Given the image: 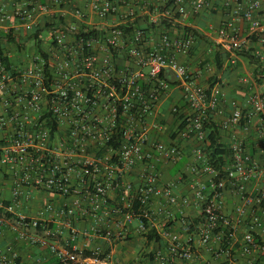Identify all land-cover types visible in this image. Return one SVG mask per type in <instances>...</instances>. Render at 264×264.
<instances>
[{
	"label": "built area",
	"instance_id": "built-area-1",
	"mask_svg": "<svg viewBox=\"0 0 264 264\" xmlns=\"http://www.w3.org/2000/svg\"><path fill=\"white\" fill-rule=\"evenodd\" d=\"M164 5L90 0L72 6L71 20L46 30L50 43L41 47L45 56L36 51L29 66L12 72L0 65V166L15 174L7 204L0 194V230L6 212L17 214L18 225L28 223L19 210L26 186L73 196V205L64 202L57 212L67 234L49 226L43 235L20 233L31 243L48 246L57 264H143L122 261L104 248L130 233L147 240L148 232L158 236L149 242L156 244L153 258L159 264L175 259L211 264L200 257L202 249L218 264H264V91L253 90L244 103L232 99L230 113L220 123L222 128L241 124L248 133L249 118L256 117L255 154L244 137H235L218 176L198 143L186 167L193 176L189 185L195 203L175 193V182L160 179L157 162L172 165L183 155L179 138L205 139L203 119L220 112L221 93L216 84L208 88L199 83L179 59L195 46L192 29L206 34V27L188 18H203L202 12L213 5L208 0ZM223 6L227 15L213 44L233 57L236 50L252 48L249 52L264 61V0H224ZM35 10L0 8V27L17 19L28 24ZM161 20H173L179 27L169 30L179 32L167 34ZM171 80L183 95L185 123L180 129L179 121L175 137L166 142L160 136L165 124L158 106ZM227 190L236 199L232 208L225 204ZM154 199L163 204L152 210ZM82 200L89 205L82 206ZM192 203L199 210L189 218L183 208ZM76 207L82 217L92 218L82 230L72 223ZM51 210L47 203L40 214ZM39 220L29 223L38 227ZM79 234L94 244L77 245ZM16 257L10 246L0 249V264H14Z\"/></svg>",
	"mask_w": 264,
	"mask_h": 264
},
{
	"label": "crops",
	"instance_id": "crops-1",
	"mask_svg": "<svg viewBox=\"0 0 264 264\" xmlns=\"http://www.w3.org/2000/svg\"><path fill=\"white\" fill-rule=\"evenodd\" d=\"M166 0H126V4H151V5H162ZM210 4L213 5L212 9H218L215 15H207L208 11H205V17L197 20L193 18H188L189 22H192L200 27L204 26L205 29L204 36L206 40L213 43L215 38L216 29L218 28L222 19L227 15V8L223 6L224 0H208ZM84 4H90V0H59L55 2L54 0H0V8L7 11H13L14 9H20L24 7H36V10L33 12V17L31 21L27 23H22L18 19L15 21H9L0 27V44L3 46L4 54L10 59L11 70H16L19 68H25L29 66L32 62V59L37 51L33 37H29L30 30L37 28H42L46 23H51L57 21L59 16L64 19V21L71 20L70 8L72 6L78 5L83 6ZM119 4H122L119 3ZM39 5H46L48 10L40 11L37 9ZM211 16V17H210ZM205 24V25H202ZM207 24L212 26L210 29ZM203 27V28H204ZM12 28L13 32L17 34L18 39L21 40L22 46L17 49L16 44L12 42H6L5 34L8 30ZM48 31V30H47ZM174 34H177L178 30H170ZM43 31L40 32L39 39L41 40V47L43 49L47 48L50 43L49 35L44 36ZM221 54V67L217 69L216 60L213 56V48L208 44V42L197 41L195 46L188 55L180 56L179 59L189 68L193 73L194 77L201 84L208 86L209 79L215 81V84L220 88V103L218 109L220 112L213 113V119L217 123L226 118L230 113V101L236 99L237 101L244 103L248 94L253 90L263 91L262 86L264 85V79L259 75L256 80L254 78L255 66L251 64L247 57L242 55H237L233 57L232 53L221 49L216 48ZM261 67L259 69L264 73V61H260ZM171 82H173L171 80ZM11 86H16L11 84ZM216 109V111H219ZM185 112V103L183 99L182 92L176 83H171L169 91L162 97L160 104L158 106L159 115L163 119L165 124V130L160 134L161 138L166 142L169 139L174 138L173 131L178 124L175 122V111ZM2 111V105L0 102V113ZM244 113L248 109L243 110ZM244 122V121H242ZM241 125V124H240ZM231 126L229 128H222L220 131V142L225 147L228 152L229 157V146L233 139L236 137L245 139L246 143L249 144V148L254 147V136L256 135V130L259 129L260 123L256 117L249 118L250 132L244 133L242 126ZM179 145L182 148V157L180 160H183V164L180 167V170L176 171L174 174H170L173 169L174 164L167 165L162 162H157L156 167L160 175V179L164 183L175 182V193L178 195L189 196L193 203L194 195L193 190L190 187L189 183L193 177L192 174H189L186 170L188 164L192 161V155L194 148L198 145L197 140L195 139H180ZM252 145V146H251ZM176 162L175 164H177ZM182 179L178 178L180 172H184ZM15 174L11 170L4 169L0 166V194L4 201L7 203L11 197V188ZM204 178V176L202 177ZM25 198L22 201L20 212L24 213L27 216L28 223L25 225H18L17 220L18 216L15 213L6 212L5 216L7 218L6 223L3 228L0 230V249H5L8 246L16 252V255L21 259V264H57L56 256L51 252L48 246H41L38 243H31L26 237H21L20 233L24 232L26 235H43L44 229L49 226L53 230L58 228L61 231V234H67V228L61 222H58L59 216L57 212L64 202L71 203L73 205L74 197H62L61 195L52 194L43 189H36L26 186L24 188ZM225 204L227 208H232L233 204L236 202V199L230 190L225 192ZM50 203L52 205V210L50 214H40V211L44 206ZM191 204L188 207L183 208L184 214L189 218L195 216L199 210L194 204ZM82 206H88L89 202L87 200H82L80 202ZM163 204L162 199H154L152 201L151 207L152 210H155L159 205ZM74 215L72 223L82 230L90 225L92 218L89 216H81L80 210L76 207L74 209ZM114 215V213H113ZM39 218L38 227H32L30 225V220ZM44 222L45 225L42 224ZM131 225H136V221H132ZM57 233V232H56ZM137 235L130 233L126 240L121 242H110L111 247L108 244L105 245L104 251H110L114 253V256L120 257L122 261L124 260H134L135 257V244L133 238ZM131 238L128 239V238ZM139 238V237H136ZM143 239H145L142 236ZM60 238V243L65 244ZM146 240V239H145ZM147 241V249L145 250L142 257H139L143 264H159V262L153 258V253L156 249V244L153 242ZM75 242L79 246L84 244H94L93 239H87L81 234L77 235ZM97 242V241H96ZM134 248V249H132ZM149 252L148 254H146ZM200 257L207 260L211 264H218L216 260L211 258V256L205 251H200ZM56 260V261H55ZM198 261L194 260L192 262H180L178 260H173L171 264H198ZM243 260L241 261V263Z\"/></svg>",
	"mask_w": 264,
	"mask_h": 264
},
{
	"label": "trees",
	"instance_id": "trees-1",
	"mask_svg": "<svg viewBox=\"0 0 264 264\" xmlns=\"http://www.w3.org/2000/svg\"><path fill=\"white\" fill-rule=\"evenodd\" d=\"M164 4H165L164 6H168L169 4H173V0H166L164 2ZM178 17H179V14H177V13L173 14V18L177 19ZM63 20L64 19L61 18V16H59L57 21H53L51 23H46L42 28L36 27L35 29L30 30L29 37L30 36L33 37L36 49L41 55L45 56L44 52L41 49V40L39 39L40 32L43 30H48L49 28L53 29L54 27L59 26L60 24H62L64 22ZM161 23L163 25H165V27L168 29L167 34H169V35H173V32L169 30L170 27H173V28L179 27V25L177 23H174L173 20L172 21L171 20H161ZM145 30L147 31V28H145ZM184 30L188 31V30H190V28L184 27ZM94 32H95L94 30L90 31V33H94ZM192 32L195 35V39L197 41H204L205 40L213 48L212 53H213V56L216 60V67H217V69H220V67H221V61H220L221 57L220 56L222 53L217 51V49H216L217 46L214 45L213 43L209 42L208 40H206V37L202 33H200L198 30L192 29ZM80 34H84V33L80 32ZM5 38H6V42H12V43L16 44L17 49H19L22 46L21 40L18 39L17 34H15L13 32L12 28H10L8 30V32L5 34ZM249 51H246L244 49H240V50H236L235 52L237 55H242V56L247 57L249 62L255 66L254 78L256 80H259V79H257V77L259 75L264 79V73L262 72L261 69H259L261 67V63H260L259 58ZM0 65H2L5 70L12 72L10 59L4 54L2 44H0ZM209 80L210 81L208 83V88H211L215 84V81H211L212 79H209ZM171 83H175V82L173 81V82H170V84ZM174 114H175V122L179 123V121H180L178 127L180 129H182L184 126V123H185L184 120L182 121V119L184 117V112L177 110L174 112ZM203 127L206 130L205 131V139L200 141V142L197 141V143H202L203 149L205 151V156L207 158L208 163L213 165L220 172V174L218 176H221L222 175V168L225 165L226 157L228 156V152L226 151L225 147L220 142L221 125L213 119L212 114H208L203 119ZM250 150H251L250 152L252 154H255L258 149L254 148L252 146V148H250ZM183 162H184L183 160H179L177 164H174L173 169L170 172V174L172 175L176 171L180 170V167L183 164ZM4 204H7V202L5 201ZM260 206L264 207V200L260 203ZM0 211H2V209H0ZM146 237H147L148 241H150L152 239H155V240L158 239V236L155 232H148L146 234ZM14 264H21V259L18 256L16 257Z\"/></svg>",
	"mask_w": 264,
	"mask_h": 264
},
{
	"label": "rangeland",
	"instance_id": "rangeland-1",
	"mask_svg": "<svg viewBox=\"0 0 264 264\" xmlns=\"http://www.w3.org/2000/svg\"><path fill=\"white\" fill-rule=\"evenodd\" d=\"M209 10V9H208ZM217 10L218 9H214V10H212V11H208L207 12V15H215L216 14V12H217ZM203 14V16L205 17L206 15H205V13L204 12H202ZM210 16V17H211ZM43 35L44 36H46V35H48V32L46 31V30H43ZM262 88H263V91H264V85L262 86ZM136 237H139V238H136ZM136 237H134L133 238V242L132 243H134L135 244V249L134 248H132V249H134V252H135V257H137L136 259H134V260H137V261H139V257H142L143 256V254H144V252H145V250L147 249V241L145 240V239H143L142 238V236L141 235H137ZM130 240H131V238H130ZM141 261V260H140Z\"/></svg>",
	"mask_w": 264,
	"mask_h": 264
}]
</instances>
